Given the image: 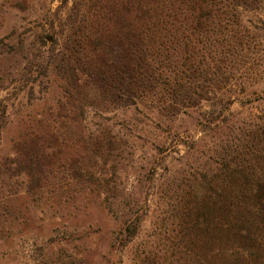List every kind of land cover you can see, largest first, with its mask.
<instances>
[{"label":"rangeland","instance_id":"1","mask_svg":"<svg viewBox=\"0 0 264 264\" xmlns=\"http://www.w3.org/2000/svg\"><path fill=\"white\" fill-rule=\"evenodd\" d=\"M82 2L0 0V161L45 126L65 155L85 164L92 162L84 151L90 139L109 135L119 145L95 159L99 187L70 181L65 168L32 197L22 177L0 179V264H141L143 252L167 248L155 239L167 230L166 206L174 204L182 174L213 168L215 152L250 139L264 124V43L243 23L234 24L244 40L227 52V64L210 55L195 59L180 83L139 89L134 97L125 88L122 103L85 109L68 125L69 112L58 114V68ZM47 36L57 45L45 47ZM136 224L133 236L127 228Z\"/></svg>","mask_w":264,"mask_h":264},{"label":"trees","instance_id":"2","mask_svg":"<svg viewBox=\"0 0 264 264\" xmlns=\"http://www.w3.org/2000/svg\"><path fill=\"white\" fill-rule=\"evenodd\" d=\"M243 23L254 26L264 43V0H83L58 68V114L68 111L70 125L85 109L122 103L126 89L134 97L139 89L176 85L198 58L215 56L217 64H227V52L235 53L244 40L234 24ZM42 41L45 47L58 43L50 36ZM50 61L39 76L47 74ZM3 124L0 117V129ZM51 130L45 126L16 142L14 157L0 161V179L22 177L32 197L65 168L70 181L99 187L91 168L119 147L114 138L90 139L84 151L92 162L85 164L65 155ZM233 145L215 152L213 168L182 174L174 204L166 206L167 230L155 239L167 248L143 252L141 264H264V124ZM137 228L127 229L135 236Z\"/></svg>","mask_w":264,"mask_h":264}]
</instances>
